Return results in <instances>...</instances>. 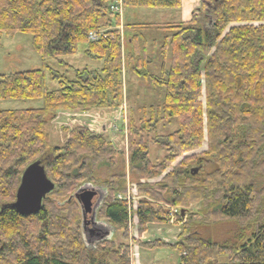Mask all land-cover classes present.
Here are the masks:
<instances>
[{
    "label": "trees",
    "instance_id": "obj_1",
    "mask_svg": "<svg viewBox=\"0 0 264 264\" xmlns=\"http://www.w3.org/2000/svg\"><path fill=\"white\" fill-rule=\"evenodd\" d=\"M116 1L0 0V43L3 36L30 34L41 61L39 69L0 75V100L43 101L40 108L0 111V264H132L130 217L142 237L149 226L169 223V208L188 215L179 241H140V249H170L178 264H264V0H200L188 22L159 26L171 31L162 46L170 61L151 81L164 87V96L139 119L130 115L127 160L84 126L65 128L59 146L49 133L59 113L122 107L124 62L135 61L139 75L138 43L123 51L119 16L109 9ZM121 3L180 6V0ZM100 31L105 37L89 39ZM81 45L103 60L100 72L74 70L68 80L48 68L47 59L69 67L61 58ZM47 70L56 91L45 86ZM173 121L175 131L158 134ZM153 146L164 151L154 163ZM37 162L53 188L36 213L23 216L11 205L22 173ZM208 163L214 169L204 172ZM127 175L140 196L136 207L118 198ZM152 179L159 180L141 182ZM87 184L105 189L96 214L121 231V241L112 235L86 244L80 206L68 198Z\"/></svg>",
    "mask_w": 264,
    "mask_h": 264
},
{
    "label": "rangeland",
    "instance_id": "obj_2",
    "mask_svg": "<svg viewBox=\"0 0 264 264\" xmlns=\"http://www.w3.org/2000/svg\"><path fill=\"white\" fill-rule=\"evenodd\" d=\"M197 0H180V6L172 9H155V8H132L123 7L121 12V20L125 24V37L132 34L137 36V43L139 53L137 57L141 58V65L139 67V75L133 72L132 68L135 66V61L128 65L124 62L123 70V108L125 113V122L123 124V110L122 107L109 110L101 117L97 114L92 116H85L82 118L78 114L73 116V113L67 112L64 117L63 113H59L57 118L51 120L49 125V133L51 137V144L53 146L61 145L66 138L65 128H72L87 124L89 129L95 134L102 135L111 142L113 147L124 155L127 160V129L130 115L135 119H139L143 109L160 106L164 96V87L151 81V78H161V65L164 63L168 68L170 61V51L162 48L164 38L171 34L170 30L162 29L159 26L163 24H175L181 22H188L194 16L192 15L194 3ZM191 10V11H190ZM197 14V13H195ZM199 17V16H197ZM204 28H207V22L201 23ZM122 49L125 47L126 41L122 40ZM143 57L150 61L144 64ZM62 61L68 65L64 66L54 59H47L46 64L48 68L58 74L64 75L68 80L74 79V70H88L100 72L104 67L103 60L93 59L84 53V45L78 47L76 54L64 56ZM41 67V61L37 53L32 47L31 35L17 33L13 36H3L0 43V75L12 74L17 72H24L29 70H36ZM49 71H46L45 86L48 91H56L59 89V84L55 80H51ZM146 75L147 78H143ZM150 77V78H149ZM43 105L41 99L36 100H0V111L7 110H24L29 108H40ZM85 114V113H80ZM87 114V112H86ZM88 119L89 121H86ZM177 129L175 121L166 128L159 127L158 134L164 135L171 133ZM205 146L202 150H204ZM164 156V151L159 146H153L149 151V159L154 163L160 161ZM176 164V163H175ZM214 169L210 163L203 168L204 172H209ZM126 193L119 195V199L127 200L131 207H136L140 199L137 194L134 183L129 181L127 175ZM159 179L141 180V182H154ZM96 190L102 197H105V189L102 186H96ZM198 207V206H197ZM196 206H190V209H196ZM168 207L165 209L167 210ZM97 211V210H96ZM176 211V213H174ZM177 208H169V214H173V222L167 225H151L148 232L142 237L136 234L135 226L136 220L131 216L128 221V240L127 244L131 247V254L134 260H138L139 264H178L179 257L176 252L170 249L161 250H144L140 249L139 242H152L156 239L174 244L179 241V234L181 233V223H185L187 213L183 212L181 221L177 223L175 220L176 214H179ZM91 215L87 216L89 220ZM82 223V219H81ZM95 227L102 231L113 232L112 240L121 241V231L115 229L108 222L100 220L95 214ZM88 229L93 226L88 224ZM139 239V240H138ZM97 240V239H95ZM89 240L90 243L95 241ZM226 259H221L225 261Z\"/></svg>",
    "mask_w": 264,
    "mask_h": 264
},
{
    "label": "water",
    "instance_id": "obj_3",
    "mask_svg": "<svg viewBox=\"0 0 264 264\" xmlns=\"http://www.w3.org/2000/svg\"><path fill=\"white\" fill-rule=\"evenodd\" d=\"M52 188V184L45 176L42 164L34 163L22 173L15 202L11 207L23 216L34 214L40 209L43 198L51 192ZM102 198L99 191L90 184L81 186L68 198V201L74 199L80 206L82 235L87 245H94L102 240L110 239L113 235L111 231H102L95 227V214ZM89 215L91 217L88 220L87 216ZM181 215H183V211H181ZM88 224H91L93 228L88 229ZM92 239L97 240L90 243L89 240Z\"/></svg>",
    "mask_w": 264,
    "mask_h": 264
},
{
    "label": "crops",
    "instance_id": "obj_4",
    "mask_svg": "<svg viewBox=\"0 0 264 264\" xmlns=\"http://www.w3.org/2000/svg\"><path fill=\"white\" fill-rule=\"evenodd\" d=\"M199 5H200V0H197V3L196 2L194 3V8H193L192 15L195 13V10L199 7ZM125 25H127V24L122 22V20L120 18V20H119V27H120L119 30H120V32H122V38L126 41L125 47L123 46V51L124 52H129V51L132 50L133 45H135V43H137V36L132 34V35H130L128 37H125ZM108 111L109 110H105L104 109V110L90 111V112H87V114L86 113L85 114L73 113V116L78 114L79 116L84 118L86 115L87 116H92L94 114H97L98 116L101 117L102 115H104ZM66 114H69V113L64 112V113L61 114V116L64 117ZM85 120L89 121L88 119H85ZM84 126H86L89 129V126L87 124H84ZM103 133H105V132H103V129H102L100 134H103ZM132 264H139V262H138V260L136 262V260H134V258H132Z\"/></svg>",
    "mask_w": 264,
    "mask_h": 264
},
{
    "label": "built area",
    "instance_id": "obj_5",
    "mask_svg": "<svg viewBox=\"0 0 264 264\" xmlns=\"http://www.w3.org/2000/svg\"><path fill=\"white\" fill-rule=\"evenodd\" d=\"M110 11L113 13V14H117V15H121V12H122V3H121V0H118L114 3H112L109 7ZM103 35V33L100 31L99 33L97 32H93V33H90L89 34V39L91 40H95L97 39L98 37H101ZM102 37H105L104 35ZM174 213H176V211H174ZM173 213V214H174ZM173 214H169V218H170V223L173 222Z\"/></svg>",
    "mask_w": 264,
    "mask_h": 264
}]
</instances>
